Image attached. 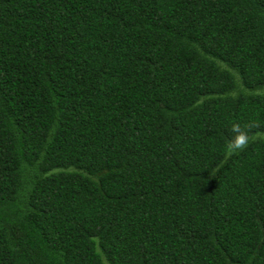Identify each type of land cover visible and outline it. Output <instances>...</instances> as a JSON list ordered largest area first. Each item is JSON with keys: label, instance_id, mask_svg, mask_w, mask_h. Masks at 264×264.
I'll use <instances>...</instances> for the list:
<instances>
[{"label": "trees", "instance_id": "trees-1", "mask_svg": "<svg viewBox=\"0 0 264 264\" xmlns=\"http://www.w3.org/2000/svg\"><path fill=\"white\" fill-rule=\"evenodd\" d=\"M233 122L264 130V0H0V264H264Z\"/></svg>", "mask_w": 264, "mask_h": 264}, {"label": "clouds", "instance_id": "clouds-1", "mask_svg": "<svg viewBox=\"0 0 264 264\" xmlns=\"http://www.w3.org/2000/svg\"><path fill=\"white\" fill-rule=\"evenodd\" d=\"M257 129V131H253ZM231 136L224 145V153L226 157H230L238 151L245 149L254 139L262 134L264 130L259 128V125L248 123L242 125L239 122H233L229 129Z\"/></svg>", "mask_w": 264, "mask_h": 264}]
</instances>
